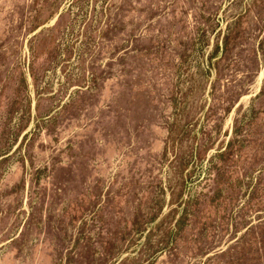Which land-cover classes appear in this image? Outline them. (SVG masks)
<instances>
[{
    "label": "rangeland",
    "instance_id": "374dc122",
    "mask_svg": "<svg viewBox=\"0 0 264 264\" xmlns=\"http://www.w3.org/2000/svg\"><path fill=\"white\" fill-rule=\"evenodd\" d=\"M0 264H264V0H0Z\"/></svg>",
    "mask_w": 264,
    "mask_h": 264
}]
</instances>
